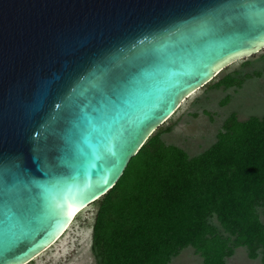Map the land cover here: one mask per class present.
I'll return each mask as SVG.
<instances>
[{
  "label": "water",
  "instance_id": "1",
  "mask_svg": "<svg viewBox=\"0 0 264 264\" xmlns=\"http://www.w3.org/2000/svg\"><path fill=\"white\" fill-rule=\"evenodd\" d=\"M261 47L264 0H0V264L44 251L188 93Z\"/></svg>",
  "mask_w": 264,
  "mask_h": 264
},
{
  "label": "trees",
  "instance_id": "2",
  "mask_svg": "<svg viewBox=\"0 0 264 264\" xmlns=\"http://www.w3.org/2000/svg\"><path fill=\"white\" fill-rule=\"evenodd\" d=\"M156 139L157 133L148 136L116 183L93 201L99 208L93 248L100 263L168 264L192 245L203 264H225L230 238L210 226L213 212L235 245L261 248L264 263V224L255 209L264 203V115L232 116L216 142L192 157ZM118 189L120 197L112 198ZM109 200L125 232L110 235L111 219L102 220Z\"/></svg>",
  "mask_w": 264,
  "mask_h": 264
},
{
  "label": "rangeland",
  "instance_id": "3",
  "mask_svg": "<svg viewBox=\"0 0 264 264\" xmlns=\"http://www.w3.org/2000/svg\"><path fill=\"white\" fill-rule=\"evenodd\" d=\"M263 115L264 47H261L224 64L211 80L188 93L150 135L157 133L156 140L177 146L192 157L216 142L218 133L226 129L232 116L246 120L250 116ZM121 193L120 189L115 190L112 198H119ZM111 200L100 216L104 222L111 219V226L107 227L111 229L110 235H116L127 228L122 218L116 219L118 210ZM98 209V205L91 202L80 210L52 245L25 264H101L93 248V225ZM255 209L264 224V203H257ZM207 220L217 234L230 238L231 250L225 257V264H264L261 248L235 245L234 235L224 229L216 213L209 214ZM168 264H203V257L189 245L173 254Z\"/></svg>",
  "mask_w": 264,
  "mask_h": 264
},
{
  "label": "bare ground",
  "instance_id": "4",
  "mask_svg": "<svg viewBox=\"0 0 264 264\" xmlns=\"http://www.w3.org/2000/svg\"><path fill=\"white\" fill-rule=\"evenodd\" d=\"M81 207V206H80ZM79 207V208H80ZM78 208V209H79ZM78 209H76L74 212H73V214L70 216V218L68 219V221L66 222V224L63 226V228L54 236L55 237V239L54 240H52L49 244L47 243L46 245H45V248H44V250L45 249H47L50 245H52L63 233L62 232H65V230L68 228V226L70 225V223L72 222V220L75 218V213H76V211L78 210Z\"/></svg>",
  "mask_w": 264,
  "mask_h": 264
}]
</instances>
